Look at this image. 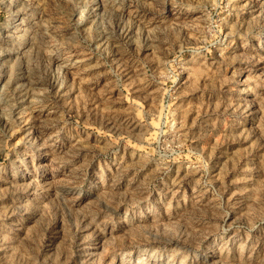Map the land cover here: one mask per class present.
<instances>
[{"label": "rangeland", "instance_id": "374dc122", "mask_svg": "<svg viewBox=\"0 0 264 264\" xmlns=\"http://www.w3.org/2000/svg\"><path fill=\"white\" fill-rule=\"evenodd\" d=\"M0 264H264V0H0Z\"/></svg>", "mask_w": 264, "mask_h": 264}, {"label": "bare ground", "instance_id": "6f19581e", "mask_svg": "<svg viewBox=\"0 0 264 264\" xmlns=\"http://www.w3.org/2000/svg\"><path fill=\"white\" fill-rule=\"evenodd\" d=\"M48 146L49 145H43L39 147V150L41 151V155L44 157H46V155L49 153V151H47Z\"/></svg>", "mask_w": 264, "mask_h": 264}]
</instances>
